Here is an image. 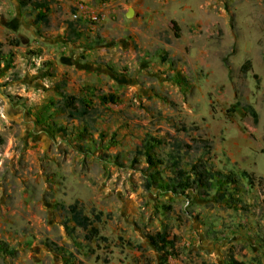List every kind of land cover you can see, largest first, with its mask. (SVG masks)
<instances>
[{"label":"rangeland","instance_id":"obj_1","mask_svg":"<svg viewBox=\"0 0 264 264\" xmlns=\"http://www.w3.org/2000/svg\"><path fill=\"white\" fill-rule=\"evenodd\" d=\"M148 136L160 177L232 171L238 201L145 187ZM263 197L264 0H0V264H158L161 230L168 264H264Z\"/></svg>","mask_w":264,"mask_h":264},{"label":"trees","instance_id":"obj_2","mask_svg":"<svg viewBox=\"0 0 264 264\" xmlns=\"http://www.w3.org/2000/svg\"><path fill=\"white\" fill-rule=\"evenodd\" d=\"M19 5H25L29 0H18ZM38 21L46 22L45 18L37 16ZM248 65L246 61L242 68ZM76 98L74 95L67 94L63 99V107L68 110L69 117H73L78 112L84 113L83 110L78 111L76 106ZM234 104L231 106L233 109ZM245 112H249L255 120V113L251 108L246 106L243 108ZM151 138L148 136V140H143L140 148L136 151L137 154L144 157L147 167L151 169L148 174V179L145 182V187H150L153 183L154 187L161 193H171L173 195H182L186 191L192 190L197 192L199 195L204 194L207 196V192L211 188H215L217 191L218 199H223L225 196L230 197L229 189L236 190L239 183V177L232 171H223L215 169L210 165H205L204 163H197L189 169L185 170L178 166L177 161L173 160L168 165L169 172L165 177L159 176V171L155 168L157 165L162 164L160 158H154L150 155V149L152 144L150 143ZM247 183L249 185L253 184V178L251 174H244ZM213 183V184H212ZM220 191V192H219ZM230 201H238L237 198H231ZM262 206L264 208V197L262 198ZM64 213L67 215V219L73 223V226L80 227L81 229H89V231L95 236L97 231L91 227L93 222H98L100 220L101 213L95 212L88 215L83 211L80 203L73 201L72 203L62 206ZM65 223V222H64ZM65 225V224H63ZM86 239H90L91 235L87 234ZM144 237L147 243L154 248L158 253V264H168V257L174 255L173 244L174 241L168 238V233L165 230L155 231V232H145ZM99 239L105 240L104 236H100ZM121 239V238H119ZM125 246L129 247H139L132 244L128 240H123ZM0 251L3 253L11 254L13 250L6 247L5 243L0 245ZM227 264H243L242 261L236 259L231 252L227 253Z\"/></svg>","mask_w":264,"mask_h":264},{"label":"built area","instance_id":"obj_3","mask_svg":"<svg viewBox=\"0 0 264 264\" xmlns=\"http://www.w3.org/2000/svg\"><path fill=\"white\" fill-rule=\"evenodd\" d=\"M84 8H82V6L80 5V6H78V12L79 13H76V12H74L73 14H71V17L72 18H76L77 16H79V14H80V12H84V10H83ZM87 17H89L90 19H92V20H94V19H96V14L94 13V12H88V14H87Z\"/></svg>","mask_w":264,"mask_h":264},{"label":"water","instance_id":"obj_4","mask_svg":"<svg viewBox=\"0 0 264 264\" xmlns=\"http://www.w3.org/2000/svg\"><path fill=\"white\" fill-rule=\"evenodd\" d=\"M131 13H132V12H131V9H128V10L126 11V13H125V16H127V17H128V16H130V15H131Z\"/></svg>","mask_w":264,"mask_h":264}]
</instances>
